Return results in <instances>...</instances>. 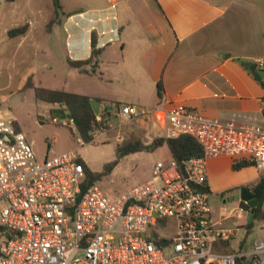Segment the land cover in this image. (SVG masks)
I'll use <instances>...</instances> for the list:
<instances>
[{"label":"built area","instance_id":"obj_1","mask_svg":"<svg viewBox=\"0 0 264 264\" xmlns=\"http://www.w3.org/2000/svg\"><path fill=\"white\" fill-rule=\"evenodd\" d=\"M114 108L123 123L156 116L163 136L191 135L203 154L181 163L157 161L149 179L112 200L97 184L83 191L77 150L40 160L17 120L0 115V201L6 202L0 264H237L239 258L264 264V240L245 254L216 249L232 232L215 220L203 189L211 158L230 156L264 168V117L240 111L210 118L164 102L151 110L125 103ZM60 119L74 122L52 117ZM77 141L88 143L80 135Z\"/></svg>","mask_w":264,"mask_h":264},{"label":"crops","instance_id":"obj_2","mask_svg":"<svg viewBox=\"0 0 264 264\" xmlns=\"http://www.w3.org/2000/svg\"><path fill=\"white\" fill-rule=\"evenodd\" d=\"M5 1L1 0V5H4ZM8 1L12 7L13 17L24 16L19 10L18 0ZM95 1L86 10L68 15L64 24L68 34L67 46L73 60L90 57L92 33L93 31L96 33L98 46L102 48L97 71L87 73L76 69L82 75L99 77L105 85L109 83L115 87L108 90L98 87V92L84 94L100 99L101 101H98L101 110L118 102L124 104L122 102L124 99L125 104L154 106L164 102L166 108L185 105L210 118H227L232 112L240 111L264 117V86L241 62L246 60L257 62L258 65L259 62H264V23L256 2ZM5 14L6 11H0V20ZM26 23L29 25L28 31L24 35L16 36L21 38L20 42L23 44L29 40L34 28L31 21ZM17 26L20 25L12 23L10 26H4L3 30L8 34L11 28ZM1 40L2 37L0 43ZM259 68H264V65ZM159 81L162 83L161 94L158 91ZM109 85L106 86L110 87ZM123 94L125 96H122ZM152 95H156V99H148V96ZM54 106L56 108L59 105ZM109 110L110 119L113 115L117 116L114 109ZM135 120L145 124L149 133L158 128L160 135L163 136L162 127L156 116ZM217 158H228L230 166L234 163L230 156L211 159ZM254 167L260 169L261 173L253 183L250 182L252 184L264 175V168ZM208 181L212 190L210 172ZM224 194L222 202L225 208L229 202H233V197L231 195L227 198ZM239 202L238 206L231 208L232 213L221 209L218 216L214 215L220 226L232 232L227 246L215 244L220 252H225L232 246L231 242L240 230L238 226L235 228L227 223L228 219L239 212ZM247 216L249 220L245 221L243 226L249 232L253 227L248 228L246 225L251 221L248 213ZM260 220L263 221L264 216ZM260 240L264 238L257 237L254 244ZM238 244L240 247L245 246L241 239L238 240Z\"/></svg>","mask_w":264,"mask_h":264},{"label":"rangeland","instance_id":"obj_3","mask_svg":"<svg viewBox=\"0 0 264 264\" xmlns=\"http://www.w3.org/2000/svg\"><path fill=\"white\" fill-rule=\"evenodd\" d=\"M19 10L24 16L13 17L12 7L8 0L1 5L0 11H6L5 17L0 20V105L1 113L5 117L17 120L19 128L32 142L38 159L46 156H54L65 151L77 150L79 158L84 160L94 171H101L105 163L113 160L117 155V146L124 145L129 141H140L150 144L156 137H160L158 128L150 131L141 121H130L123 123L118 116L113 115L109 120L108 127L97 134L93 141L79 146L77 137L80 135L75 123L63 124L60 119L55 123L52 117L55 106L52 103L36 97L35 88L27 86L26 82H32L41 87L75 91L82 94L98 92V87L104 90L115 89L109 83L106 86L101 78L82 75L72 67L68 58L70 57L67 46V30L64 21L70 14L84 11L91 6L95 0H61L64 13L59 21L48 27L49 20L54 16L53 0H18ZM251 1V0H250ZM257 3L264 23V0H252ZM96 2V1H95ZM58 20V17L56 18ZM32 22L34 27L29 35V40L21 43L20 37H10L4 32V26L12 23L17 25ZM157 90V87L155 88ZM122 96H125L124 94ZM148 99H156V95L148 96ZM123 103L126 100H122ZM133 104V103H132ZM137 105L145 110H151L157 105ZM115 111V108H114ZM61 118V117H60ZM152 129V128H151ZM149 133V134H148ZM172 157L167 144L156 147L153 150H140L124 155L113 172L98 181L96 184L112 200L132 187L146 181L152 176L154 165L159 160L167 161ZM260 169L247 167L233 169L228 158L210 159V204L213 216H218L221 209L230 212L232 207L238 206V186H248L260 175ZM252 182V183H250ZM250 183V184H249ZM228 198L233 197L224 208L222 194ZM229 201V200H228ZM6 202L0 201L1 211ZM239 206L240 202H239ZM250 215L249 210H245ZM239 210L227 223L240 229L237 236L231 242V247L226 253H247L256 248L254 241L257 237L264 238V220L256 219L253 228L247 232L243 226L249 218L247 213ZM243 240L244 245L240 247L238 240Z\"/></svg>","mask_w":264,"mask_h":264},{"label":"trees","instance_id":"obj_4","mask_svg":"<svg viewBox=\"0 0 264 264\" xmlns=\"http://www.w3.org/2000/svg\"><path fill=\"white\" fill-rule=\"evenodd\" d=\"M53 4L55 14L49 20V28H51V25L53 23L58 22L60 15L64 13L61 0H53ZM57 17L58 20H56ZM28 28L29 25L27 23L17 27H13L8 31V35L10 37L24 35L28 31ZM91 45L92 52L89 58L73 60L69 57V64L72 67L78 68L83 72H96L97 68L99 67V56L102 52V48L98 46L95 31H93L92 33ZM241 62L244 68L264 86V81L260 77L259 73L257 71L251 72L250 65L252 64V62L246 60H243ZM26 85L35 88V94L37 98L52 104H58L59 106L66 105L67 109H69L70 113L73 116L78 133L86 142L93 141L94 136L92 132L97 128L102 127L105 122H108L110 120L111 111L109 110V106H105L104 109L101 110L99 114H97L93 108L91 96L76 92H70L63 89L37 86L32 82L31 79L26 82ZM158 91L159 94L162 93V83L160 81L158 82ZM98 100L101 101L100 99ZM116 104L120 103L118 102ZM17 127L19 128V126ZM105 127L107 128L108 126ZM164 144H167L172 158L176 159L178 163H181L182 161L187 160L191 157L201 156L203 154L201 145L191 135L186 134L181 135L177 138H167L165 136L156 137L150 144L142 143L140 141H129L124 145L117 146L116 157L113 160L105 163L101 171L92 170L84 160L80 159V162L83 163L85 172V178L82 183L83 191H86L91 185L96 184L98 181H101L105 177L109 176L113 172L115 167L119 164L121 158L124 155L140 150H153L156 147ZM248 166H253V164L243 161L233 163L232 165L233 169H241ZM203 189L209 192L211 191L209 186L203 187ZM251 190L256 195V197L259 198V204L252 216L251 221L246 224L248 228H252L255 220L261 219L264 216V175H261L258 181L251 186ZM240 205L243 209L251 211V207L248 203L240 200ZM227 241H224L220 244L223 246H227ZM158 243L163 244V242ZM237 264H249V262L245 258H239Z\"/></svg>","mask_w":264,"mask_h":264},{"label":"water","instance_id":"obj_5","mask_svg":"<svg viewBox=\"0 0 264 264\" xmlns=\"http://www.w3.org/2000/svg\"><path fill=\"white\" fill-rule=\"evenodd\" d=\"M250 70H251V72L257 71L259 73L260 77L264 81V68H259V65L257 62H254L250 65ZM91 102H92V105H93L95 112L97 114H99L101 112L100 102L95 98H92ZM109 109H112V106H110ZM53 112L56 115H59L61 118H66V117L67 118H73L72 114L70 113L69 109H67L66 105L58 106V107L54 108ZM239 195H240L241 201H244L250 205V207H251L250 219H252V216L255 213L256 208L259 204V198L256 197V195L253 193L251 188L246 186V185H244L240 188ZM0 229H1V225H0Z\"/></svg>","mask_w":264,"mask_h":264},{"label":"flooded vegetation","instance_id":"obj_6","mask_svg":"<svg viewBox=\"0 0 264 264\" xmlns=\"http://www.w3.org/2000/svg\"><path fill=\"white\" fill-rule=\"evenodd\" d=\"M239 191H240V188H239ZM239 191H238V192H239ZM239 198H240V196H239Z\"/></svg>","mask_w":264,"mask_h":264}]
</instances>
